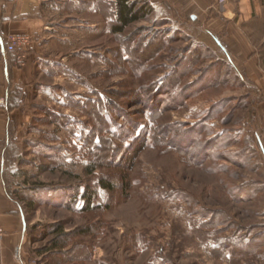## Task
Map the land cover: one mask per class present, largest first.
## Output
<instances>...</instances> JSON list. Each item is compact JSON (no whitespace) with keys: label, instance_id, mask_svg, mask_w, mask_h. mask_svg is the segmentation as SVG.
I'll list each match as a JSON object with an SVG mask.
<instances>
[{"label":"rangeland","instance_id":"obj_1","mask_svg":"<svg viewBox=\"0 0 264 264\" xmlns=\"http://www.w3.org/2000/svg\"><path fill=\"white\" fill-rule=\"evenodd\" d=\"M110 2L33 116L39 172L16 194L34 224L28 263L264 264L263 96L161 8L114 34ZM141 28L138 49L127 40ZM156 36L165 46L149 60Z\"/></svg>","mask_w":264,"mask_h":264},{"label":"crops","instance_id":"obj_2","mask_svg":"<svg viewBox=\"0 0 264 264\" xmlns=\"http://www.w3.org/2000/svg\"><path fill=\"white\" fill-rule=\"evenodd\" d=\"M146 1L155 8L147 21L157 8L163 9L182 23L192 41L211 52L214 61L220 59L232 67V76L242 78L244 88L252 89L247 94L264 98V14H260L263 12L256 1L240 0L231 7L218 0ZM92 12L103 19V0H0V43L12 35L31 40L29 48L20 52L27 58L23 65L15 53L0 68V221L6 232L0 264H28L33 256L25 251L30 226L34 225L26 218L29 205L16 197L33 192L35 186L30 180L39 172L35 157L31 158L37 146L32 133L37 124L32 120L49 86L46 80L61 76L60 64L82 44L77 38L101 34V24L93 25L89 20ZM8 16L11 19L5 21ZM255 110L254 115L259 116L256 130L264 132V100ZM259 134L258 143L264 152ZM17 246L18 258L14 254Z\"/></svg>","mask_w":264,"mask_h":264},{"label":"trees","instance_id":"obj_3","mask_svg":"<svg viewBox=\"0 0 264 264\" xmlns=\"http://www.w3.org/2000/svg\"><path fill=\"white\" fill-rule=\"evenodd\" d=\"M110 6L114 8L112 21V32L118 36L123 35L126 29H128L131 25L136 24L141 21H145L148 19L149 15H151L155 8L146 0H116L111 1ZM146 28H141L137 32L133 33L132 37H128L127 43H133V40L138 36L140 39L138 40L140 46L138 47L142 49V39L145 38L144 32ZM149 39V38H148ZM172 42V41H171ZM162 43L165 46V41L159 40L157 36L151 37L146 44L143 46V51H150V54L146 57L147 59H154L159 55L160 49H158V45ZM128 45L122 44V48L127 51V54L131 55L129 52ZM133 52V51H132ZM144 63V62H143ZM86 144V141H85ZM86 146V145H85ZM93 169L90 171L92 173ZM104 188H109L107 184L103 183ZM89 209V208H87ZM57 247H61L60 244H57ZM56 247V248H57Z\"/></svg>","mask_w":264,"mask_h":264},{"label":"built area","instance_id":"obj_4","mask_svg":"<svg viewBox=\"0 0 264 264\" xmlns=\"http://www.w3.org/2000/svg\"><path fill=\"white\" fill-rule=\"evenodd\" d=\"M220 4H223L226 2V0H218ZM11 18L5 17L4 20L8 21ZM31 44V40L28 36L24 35H12L7 38V40L4 43H0V68L5 64V61L10 57V55L19 53L18 61L21 65H23L26 61V55L20 54V52H25ZM0 153H1V147H0ZM2 180L1 170H0V184ZM5 230L1 224L0 221V240H3L5 238ZM20 248L18 247L16 249V257L19 256ZM33 264V263H28Z\"/></svg>","mask_w":264,"mask_h":264}]
</instances>
